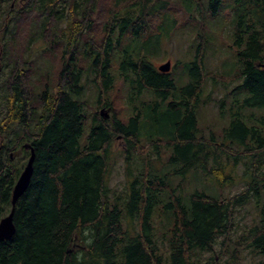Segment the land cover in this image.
Returning <instances> with one entry per match:
<instances>
[{
	"label": "trees",
	"instance_id": "16d2710c",
	"mask_svg": "<svg viewBox=\"0 0 264 264\" xmlns=\"http://www.w3.org/2000/svg\"><path fill=\"white\" fill-rule=\"evenodd\" d=\"M176 33L191 37L192 56L162 73L150 59ZM207 52L225 55L216 70L207 69ZM259 64L264 0H0V219L30 155L23 145L34 151L0 264H208L200 258L215 243L264 257V171L223 201L173 184L200 168L221 187L239 164L264 155ZM89 84L110 121L87 114ZM209 84L223 88L220 140L197 134ZM121 89L125 117L109 98ZM117 136L126 161L143 139L163 163L153 169L138 154L142 169L120 193L108 186ZM249 201L258 220L234 240L235 210Z\"/></svg>",
	"mask_w": 264,
	"mask_h": 264
},
{
	"label": "rangeland",
	"instance_id": "374dc122",
	"mask_svg": "<svg viewBox=\"0 0 264 264\" xmlns=\"http://www.w3.org/2000/svg\"><path fill=\"white\" fill-rule=\"evenodd\" d=\"M13 0H4V6L12 3ZM191 37L186 33L183 34H175L171 38H164L160 47V52L158 55H154L151 57V63L158 67L159 65L165 63L166 61H170L171 69L177 67V63L181 61H185L188 56H192L189 50ZM228 40L225 37V34L222 35V40L218 42V45L228 46ZM40 45V43H39ZM39 45H35V47H39ZM225 59V55L223 53H211L207 52V57L205 61H207V69L216 70V66H219L220 63ZM88 92L85 94V99H87V114L92 115L94 111H96L97 115L101 107L96 105L97 95L95 94L94 88L89 84L87 85ZM208 91H210V100L201 105L202 110L198 116V125H197V134L203 140H210L211 136L216 140H220V131L223 127V121L218 118V101L223 95V88L221 85H215V88H211L209 84L207 86ZM115 93H110L109 98L111 103H113V112L118 113L120 116H127L130 111H128L127 107L123 103L124 100V90ZM106 96L105 98H107ZM149 99V96H146L144 100ZM205 100V99H204ZM112 111L109 110V115H111ZM99 116V115H98ZM110 121V117L107 119ZM114 138L110 144V161L108 168V186L115 192L120 193L124 190L125 183L129 177V173L136 175L138 170L142 169L143 163H141L140 159L142 157L137 156L147 154L152 158V163L150 164L153 169H161L163 166L162 161L153 159L155 154L153 151V147H151L150 142H146L142 139L140 143L137 144L135 150L132 153V159L126 161L124 150L126 149L125 142L122 138ZM155 142V141H154ZM233 149L237 151H241V148L236 146H232ZM162 149V148H161ZM164 151V150H161ZM17 153L10 154V158L14 160L16 158ZM219 156V155H218ZM20 155L17 154V159H19ZM221 157V156H220ZM212 158L208 159L207 165L211 167ZM27 159L24 161V166ZM164 161V160H163ZM23 166V167H24ZM22 167V169H23ZM245 171V173H244ZM264 171V155L260 156L256 159H249L244 165L239 164L234 172L232 173V182L225 183L221 187H219L216 183H214L213 178L204 173L200 168L197 170H193L189 172L185 180L183 182L180 181V178H173V184L180 185L181 189L183 188L184 194L187 196L194 188H197L198 191L202 190L207 194L214 195L220 201L227 200L229 197L236 195L243 191L247 187V181L252 176H257L261 172ZM183 179V178H182ZM200 189V190H199ZM234 215V227L232 232V237L234 240L239 239L247 235V231L254 225V223L258 220V216L256 214V210L254 208L253 202L249 201L248 203L237 207ZM233 246L231 249L226 252H222L218 243H215L213 254L205 253L200 258L202 263H208L209 258H212L218 262V264H253L257 263L264 259L262 256H254L248 255L246 251L240 250V256L233 255ZM211 256V257H210Z\"/></svg>",
	"mask_w": 264,
	"mask_h": 264
},
{
	"label": "water",
	"instance_id": "95a60500",
	"mask_svg": "<svg viewBox=\"0 0 264 264\" xmlns=\"http://www.w3.org/2000/svg\"><path fill=\"white\" fill-rule=\"evenodd\" d=\"M171 67L170 61H166L165 63L159 65L157 69L162 72V73H167L169 72ZM258 67L264 68V64H259ZM99 115L103 119H108L109 118V110H105L104 108L100 109ZM24 149L29 150V157L26 161V164L21 171L17 181L15 182V185L12 190V195H11V210L8 215L4 216L3 218L0 219V242L3 241H8L12 238L15 227L13 224V214L15 210V204L19 197L24 193L26 188L29 185L30 178L33 172V162H34V151L32 147L29 145L25 144L23 145Z\"/></svg>",
	"mask_w": 264,
	"mask_h": 264
}]
</instances>
